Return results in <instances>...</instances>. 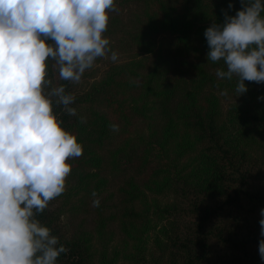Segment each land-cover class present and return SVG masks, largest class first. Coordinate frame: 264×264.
Returning <instances> with one entry per match:
<instances>
[{
    "label": "trees",
    "instance_id": "trees-1",
    "mask_svg": "<svg viewBox=\"0 0 264 264\" xmlns=\"http://www.w3.org/2000/svg\"><path fill=\"white\" fill-rule=\"evenodd\" d=\"M116 6L126 13L104 35L124 57L98 79L79 89L49 61L77 116L54 112L83 145L65 192L36 217L68 249L57 264H264V83L245 81L238 96L204 36L240 0Z\"/></svg>",
    "mask_w": 264,
    "mask_h": 264
},
{
    "label": "clouds",
    "instance_id": "clouds-1",
    "mask_svg": "<svg viewBox=\"0 0 264 264\" xmlns=\"http://www.w3.org/2000/svg\"><path fill=\"white\" fill-rule=\"evenodd\" d=\"M240 4L235 15L222 10L224 22L204 32L207 60L223 61L216 77H236L238 96L248 90L245 81L264 83V0ZM115 10L116 0H0V264H57L68 251L36 218L65 192L69 161L83 154L54 112L55 103L77 116L75 96L50 78L49 61L60 80L73 84L99 58L116 62L104 35ZM92 196L99 207L95 191ZM259 224L264 237V218ZM258 252L264 261V239Z\"/></svg>",
    "mask_w": 264,
    "mask_h": 264
},
{
    "label": "rangeland",
    "instance_id": "rangeland-1",
    "mask_svg": "<svg viewBox=\"0 0 264 264\" xmlns=\"http://www.w3.org/2000/svg\"><path fill=\"white\" fill-rule=\"evenodd\" d=\"M125 13L126 12L121 10L120 7L116 6V10L113 11V12H110L109 16H110V19H111L116 14L124 15ZM115 36H116V34L115 35H111L108 38L109 41H110V48L113 51H116V49H115V40L118 38V36L116 38H115ZM123 57H124V53H118V60L122 59ZM110 60L111 59L108 58V57L99 58L96 61L95 65L91 69L87 70L84 73L81 82L78 84L79 89H82V88L86 87L93 80L98 79L102 75V73L105 71V69L108 66ZM61 224L64 227V229H69L68 219L66 217H62V223Z\"/></svg>",
    "mask_w": 264,
    "mask_h": 264
}]
</instances>
